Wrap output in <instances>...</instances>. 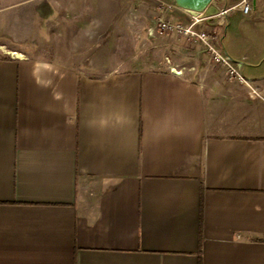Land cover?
<instances>
[{
  "label": "crops",
  "instance_id": "1",
  "mask_svg": "<svg viewBox=\"0 0 264 264\" xmlns=\"http://www.w3.org/2000/svg\"><path fill=\"white\" fill-rule=\"evenodd\" d=\"M36 1L0 0V31L49 21L13 12ZM240 1L198 27L264 96V0ZM6 41L23 58L0 54V264H264V100L200 45L190 68L171 59L179 77H88Z\"/></svg>",
  "mask_w": 264,
  "mask_h": 264
},
{
  "label": "rangeland",
  "instance_id": "2",
  "mask_svg": "<svg viewBox=\"0 0 264 264\" xmlns=\"http://www.w3.org/2000/svg\"><path fill=\"white\" fill-rule=\"evenodd\" d=\"M160 2L162 0H38L13 12L17 15L24 10L30 15L28 10L42 3L47 10L44 12H51L49 21L45 22L43 17L35 25L26 21V30L22 32L9 30L12 25H8V30L0 31V38H5L9 47L14 45L9 49L20 50L29 58L72 65L88 77H99L113 68L122 71L141 68L147 63L168 66L171 59L185 62L184 66L191 65L200 51L197 44L175 32L147 34L156 16L163 14L167 20L175 16ZM1 51L0 47L3 54ZM200 54L206 55L202 51Z\"/></svg>",
  "mask_w": 264,
  "mask_h": 264
},
{
  "label": "built area",
  "instance_id": "3",
  "mask_svg": "<svg viewBox=\"0 0 264 264\" xmlns=\"http://www.w3.org/2000/svg\"><path fill=\"white\" fill-rule=\"evenodd\" d=\"M165 5L167 8L173 5ZM174 7V6H173ZM242 13L246 14L249 11L247 0H241L236 6ZM182 10V9H180ZM187 15V23L172 22L167 20L163 14L156 16L152 22V26L147 29L149 36L163 35L165 33L175 32L180 36L200 45L203 52L208 55V62L223 66L228 78L235 80L238 84L246 88V94L251 99L264 100L263 93L260 89L254 86L252 80L245 78L240 72V63L231 60L227 55L220 52L216 47L217 32L213 29L207 31L199 28L198 26L206 20L211 19L213 16L204 17L202 13L192 14L182 10ZM168 64V72L176 77L181 76L183 68H175Z\"/></svg>",
  "mask_w": 264,
  "mask_h": 264
},
{
  "label": "water",
  "instance_id": "4",
  "mask_svg": "<svg viewBox=\"0 0 264 264\" xmlns=\"http://www.w3.org/2000/svg\"><path fill=\"white\" fill-rule=\"evenodd\" d=\"M174 7L185 10L192 14L202 13L204 17L217 14L216 7L213 6V0H171Z\"/></svg>",
  "mask_w": 264,
  "mask_h": 264
},
{
  "label": "bare ground",
  "instance_id": "5",
  "mask_svg": "<svg viewBox=\"0 0 264 264\" xmlns=\"http://www.w3.org/2000/svg\"><path fill=\"white\" fill-rule=\"evenodd\" d=\"M1 50H2L3 52L7 53L8 55H11V56L14 57V58H23V56H22L20 53H18V52L7 51V50H5V49L2 48V47H1Z\"/></svg>",
  "mask_w": 264,
  "mask_h": 264
},
{
  "label": "trees",
  "instance_id": "6",
  "mask_svg": "<svg viewBox=\"0 0 264 264\" xmlns=\"http://www.w3.org/2000/svg\"><path fill=\"white\" fill-rule=\"evenodd\" d=\"M0 54H1V53H0ZM1 55H3V56H4L5 54H1Z\"/></svg>",
  "mask_w": 264,
  "mask_h": 264
}]
</instances>
